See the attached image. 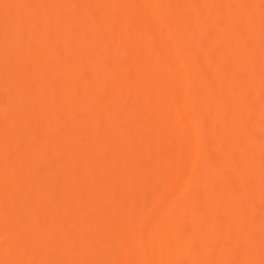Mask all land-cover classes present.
Returning a JSON list of instances; mask_svg holds the SVG:
<instances>
[{"label": "bare ground", "instance_id": "obj_1", "mask_svg": "<svg viewBox=\"0 0 264 264\" xmlns=\"http://www.w3.org/2000/svg\"><path fill=\"white\" fill-rule=\"evenodd\" d=\"M0 264H264V0H0Z\"/></svg>", "mask_w": 264, "mask_h": 264}]
</instances>
